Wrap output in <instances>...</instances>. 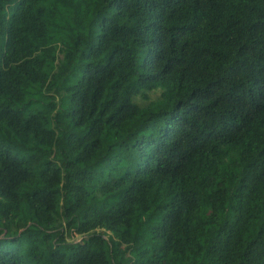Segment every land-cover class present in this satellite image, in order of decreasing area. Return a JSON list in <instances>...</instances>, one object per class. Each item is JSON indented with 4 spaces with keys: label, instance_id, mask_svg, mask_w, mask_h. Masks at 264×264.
Masks as SVG:
<instances>
[{
    "label": "trees",
    "instance_id": "1",
    "mask_svg": "<svg viewBox=\"0 0 264 264\" xmlns=\"http://www.w3.org/2000/svg\"><path fill=\"white\" fill-rule=\"evenodd\" d=\"M0 264H264V0H0Z\"/></svg>",
    "mask_w": 264,
    "mask_h": 264
}]
</instances>
